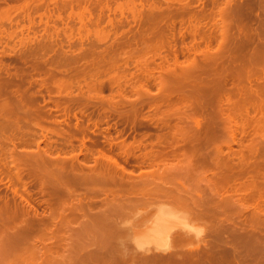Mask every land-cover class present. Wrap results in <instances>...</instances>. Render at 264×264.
<instances>
[{"label": "rangeland", "instance_id": "rangeland-1", "mask_svg": "<svg viewBox=\"0 0 264 264\" xmlns=\"http://www.w3.org/2000/svg\"><path fill=\"white\" fill-rule=\"evenodd\" d=\"M146 1L147 0H0V107L2 106L6 111L3 115V111L0 110V113L2 114V118L0 117V138H4L0 139V142L4 144L1 145L0 143V147L2 146L1 148H3L0 149V156L3 155V158L9 160V155L11 154L16 161L19 158L22 159H20V161L18 160L17 162L21 164H19L20 167L22 166L21 170L24 174V181H30V179L26 177L25 171L29 172L32 170L34 173L37 171V174L49 175V177L54 179V185L56 184L55 186H57L58 184L56 183L57 180H62L63 176H74L78 178H81L82 176V179L90 177L92 175L96 176L100 171H104L99 163L102 160H106V158L107 160H110L109 158H112L111 160L116 159L115 161H118L119 164L123 166V168L125 167L124 169L126 170V172H131L132 174H129V177L131 176L130 180H133L132 182L138 181V179L143 180L148 177V171L156 168L157 166L161 171V169L163 168V164H174L176 162L174 159L168 158L162 163L159 162L156 167L151 168L148 165L149 162L148 160H146L147 158L145 155H147L151 150L164 153L170 152L175 148V146L179 144V142V148L184 147L185 142L182 139L184 138V135H179L178 130L184 132V130L186 131L187 129L189 132L186 131L185 134H187V136L189 137H192L195 133L191 130V128L195 126L196 122L203 126L205 120L208 117V114L212 115V113L218 112L216 111V107L209 109L208 114L205 113L207 112V110L205 111V109L203 112L201 108H199L200 110H198L196 109L198 107H193L194 102H196L194 100L201 95L196 91H198L200 85H203V80L208 82L214 79V77L216 76V72H214L216 71V67L213 66L209 71L210 66L208 70H205L206 68H204L208 64L204 66L202 62L199 64L195 62L197 66L202 64V66L204 67H201L204 68V72H206L207 74H204L202 71L200 72V70L202 69L201 67V69L199 67L193 69V66L195 64L190 65H193L192 70L188 65V63L190 62L189 59L191 58L189 54H192L196 51L192 48L200 47L198 46V44L200 45L201 43L199 38L202 36L199 37V35L202 34H199V29L201 33L203 32V34H205L203 37H209L208 34L211 33L218 37V31L216 30L220 29V25L222 26L226 24L224 28L226 26L228 30L231 28V34L237 35L239 29L241 30L243 28V23L241 22L244 21V17L246 18V20L249 18L243 16V11H241L242 16L240 15L241 17H243V19H240L239 15L237 14V11H239L238 13H240V10L244 9L243 8L237 10V8H241V6H235L239 5L242 0H232L233 2L230 0H216L217 2H221L222 5L220 3L216 4V1L214 0V7H210V5L207 4L209 7H206V9L212 8L211 10L209 9L210 11L207 10L209 12V15L212 14V17H216V15L218 14L222 16H220L221 20L224 21H221L220 25L217 22V25L219 26H217L215 23H212L214 18H212L211 15V18L208 17L207 19L208 14L206 11L205 13L207 15H203L205 14L203 13V9L205 8L204 3L209 2L207 0H201L202 3H195L196 0H193L194 7L189 9V11L191 12H189L190 15H193L194 13L193 11H191L192 9H194L195 11H198L199 9L200 11H196V13L201 14L202 12V15L205 16V19L203 18V16L198 15L200 18L202 17V19H199L200 21H196L195 18L198 20L196 14V16L193 15L195 17L193 19L196 22L193 21L191 23H189L190 21L186 16L185 17L188 22L186 20H183L185 17L181 19V17L178 15V8L181 9V7L177 2L176 6L174 4V7H172L171 10L168 9L167 11L169 13H172L166 19L168 20L167 23L166 21H164L165 19L162 20L164 17L160 20L159 16L162 17L166 12L167 6L165 4H168L169 0ZM174 1L175 0H172L170 2L175 3ZM226 2H228L229 7L227 6L228 4ZM244 3L242 7L244 6ZM202 4H204V8L200 7L202 6ZM256 6L257 4H255L253 7L254 15L251 14L252 17H264V7L260 6V11L258 10V8L260 9V7ZM234 8L236 9L233 12ZM228 9L232 11L230 13H233V16L228 13ZM186 13L188 14V12ZM186 13H184V15ZM225 13H227V15ZM145 14L149 16V18ZM151 14L156 15H152L154 17L153 18L152 16H150ZM184 15L181 16L183 17ZM228 17H232L231 20ZM255 17L252 19L253 21H256L258 19L256 17V20H254ZM151 18L153 19L151 20ZM148 19L151 21H149ZM180 19L183 20V22ZM206 19L208 21H205ZM250 19L251 18H249L248 21ZM190 20L192 21V19ZM227 21H229V23L233 26L230 27V24V26L227 25ZM238 21L240 24L238 23ZM250 21L249 23L253 25V27H251L252 30H256L254 27H257L258 23H254L252 21L254 23L253 24ZM148 22L150 23V25ZM163 22H165V25L163 24ZM200 22L203 24L202 26L200 25L199 29L197 30L195 26L198 27L197 23ZM166 24H168L167 27ZM244 24L248 25V23L246 22ZM237 25H241L242 27L240 28V26L238 27ZM246 25L245 27H247ZM165 27L167 30L165 29ZM192 28L195 31L194 33H196V30L198 32L194 34ZM172 29L174 30V32ZM234 29L238 30L236 31ZM168 30L171 31L168 32ZM204 31L208 34H206ZM113 32L115 33L113 34ZM193 35L195 36L193 37ZM216 36H212L215 37L213 39L211 38L213 41H211L210 38L208 39L210 40V45L207 44V39L205 38V40L202 37V39L205 40H203L204 43H207H202L203 45L201 44V47L204 49L206 45H209L210 47L208 46V48H206L205 50L208 49L209 51L210 49L212 53L211 54L209 51L207 52V55H214L213 52L217 50V44L215 42L220 41V39L219 37L216 38ZM254 44H256V42H254ZM254 44H252V46ZM250 45L251 44H249V48L252 47H250ZM190 46L192 47V52L190 49L187 50V47L190 48ZM255 46L256 45H254V47ZM183 48L191 52L188 54V58H190L187 61L189 62H185V60L187 59V55H182L183 51L182 53H180ZM200 49L199 51L197 50L198 53L200 51L203 52V50ZM205 52L203 53L205 54ZM200 53L198 55H200ZM197 54L195 52V56L193 54L191 56H193L195 59L196 56H198ZM207 55L205 54L206 60L208 59ZM183 56H186V59H184L185 57L183 58ZM202 56L204 57V55ZM231 56H233V54H231ZM198 57L197 61L200 62L201 60L199 61ZM205 57L203 58V60L205 59ZM194 59L192 60L196 61ZM209 62L210 60L208 59L207 63ZM169 63H171L172 65ZM204 63H206V61ZM187 65L188 69L186 67ZM261 67H259V71H257L258 69L256 70V67V72L260 73L262 71ZM252 71L254 70L252 69ZM254 79L251 78V80ZM199 82H201V84ZM254 82H258V80ZM192 84L197 86V90ZM253 87H255V85ZM193 92L194 95L192 94ZM225 92L226 91H224V93L220 92V94L218 93V95L216 94V100H223V98L225 99L230 96L228 90L226 93ZM195 93L197 95H195ZM191 94L193 97L195 96V99H193ZM191 97L192 100L190 99ZM263 97L264 95L262 96V100ZM259 100H261V98H259ZM252 105L253 104L246 105L249 115L245 114L244 112H240V114L238 113L235 117L237 118L236 122L239 120L237 122L239 125L237 123L236 124L239 127H241L242 125H244V127L246 126L245 128L247 130L249 129L248 131L252 130V127L254 125L256 126L257 124H260L257 126H260V129L262 127L261 122L258 123L260 121V119L257 118L259 117V114H257L258 116L255 115L256 113L251 109L253 108L251 107ZM131 109L133 111H135L134 109H136V112L138 113V115L136 114L135 116L136 120H134V125H132L133 122L129 119H124L117 116L118 111L124 113H128L130 111L129 113H132L133 111ZM114 111H117V113ZM187 112H189L190 114L192 112L193 113L190 116V114ZM175 114L176 116H178L176 117ZM254 115L256 116L257 120L254 119ZM214 116L216 117V115ZM252 116L254 120H252ZM217 120H219L218 116ZM184 121L186 124L184 123ZM221 121L220 124H223V120ZM253 121H257V124ZM257 127L255 128L258 130ZM262 129H264V127ZM262 129L260 130V132L262 131L261 133L264 137V131ZM174 130L175 133H172ZM253 130L250 132L254 133L255 135L257 131L254 132L255 130ZM260 134H256L255 136L250 135L252 137H245L243 146L245 145L246 147L249 145L250 147H256V145L260 143L258 145L261 148V145L264 144V139H262V136V138H258V140L261 138L260 140L262 141V144L261 141H258V143H255L256 141L253 142L256 145L251 144L252 140H255L258 136H260ZM222 136L223 135H219L220 138L217 136L216 141L220 143H217V146H220V149H224V151L226 152L225 149L231 143L229 140H227V143L226 139L228 138L223 139ZM174 137L176 138V140ZM196 137L199 136L197 135ZM215 137L212 138V140L215 139ZM174 141H176L177 143H174ZM222 142H225L227 145ZM214 143L215 142H213V145ZM120 144L121 148H123L122 145H124V147L126 148L129 146L130 149H124L122 152V149L119 148ZM221 144L223 145L221 146ZM118 145L119 147H117ZM135 145H139V148L132 151L131 148H133L132 146ZM258 145L256 147L257 149L259 148ZM234 146L238 147L239 145L237 146L236 144ZM240 146L243 147L242 143L240 144ZM239 147L238 149L240 150L241 147ZM245 147L242 149L245 150ZM12 148H15V150H13ZM247 149H249V147H247ZM261 149L260 151L257 150L258 152H256V154H260ZM183 150L184 149L182 148V151ZM263 150L264 148L262 149V151ZM124 151L129 154L124 153ZM221 151L224 152L223 150H220V153H222ZM242 151L240 150V152ZM246 152H248L247 156H249V152L253 153V148L252 151L247 150ZM246 152L243 153L245 154ZM221 155L223 157L225 156V153H222ZM101 157H105V159ZM3 158L1 157L0 159ZM251 158H254L253 155ZM257 158L255 156L252 161L254 162L255 159L257 160ZM6 159H3L2 161ZM72 160H76L75 162L86 166H83L81 169H72L70 166L67 167V163L71 162ZM6 165L9 166V163ZM203 166L204 164H202V166L197 165L196 167L198 168L195 167L196 170L194 169V173L191 172L193 176H189V173H186L188 174V176L185 175L187 177V179L185 180V185H191L194 182L200 181V178L201 181L202 179L203 181L210 180L209 178L211 176L212 169H209L208 166H206L207 168L205 166L203 168ZM5 167L3 165H0V178L3 177L2 175H4L5 173L7 174L8 168ZM166 167H168V165ZM166 167L164 166V169H162V171L167 169ZM205 168L207 171L205 170ZM205 171L206 174L204 173ZM195 172L198 174L200 173L199 177ZM262 172L264 173V171ZM182 173L181 175L185 174ZM194 174L197 175L198 179L194 177L196 176ZM5 175L3 177L2 183V180H0V196H3L2 194H6L5 196L7 197V194L10 196L11 194H13L11 192L13 191L12 189L14 187H12L10 191L11 185L7 186L8 182L6 181H8V179H5ZM185 176H183V179H185ZM188 177L191 179L189 180ZM236 180L234 182V185L238 187V185H241L239 182L242 183L243 180L248 181L249 179L247 180L243 178V180L241 181H239L238 179ZM205 181L203 184H206ZM202 182L197 183H200L199 185L201 186ZM31 184L32 183L29 184L27 190L33 193L34 197L37 198L36 201L38 200V204H42V206L39 205L40 208L35 207L36 209H38L37 212L41 213L43 212L42 210L46 211V206L44 205L42 198L43 196L41 195V197L38 194L36 188H34V186L32 187ZM223 184L226 183L222 182L221 185L223 188L224 186L228 185ZM98 185L99 184L97 182H93V184H91V186L93 187H97ZM15 186L20 193H23L24 189L21 183H16ZM6 187H9V189ZM225 189H227V187H225ZM83 191V189H77V193H82ZM150 202L152 201L143 199L140 200L138 204L129 205L126 203L124 205L128 208L131 207V210H125L123 211V213H120L114 223H118L122 226L123 230L120 225H116V227L121 228L122 234L126 233V235L128 236V232L130 231L129 233L131 236L129 235V237L124 234L122 235L124 237V240H132L135 233L136 240L141 244L140 246L149 248L154 247L158 249L164 248L169 243V236L174 232H186L187 230V233L191 234L190 236H192L193 233L196 236V233L206 231L207 229L209 230V228H211V220H200L196 218L192 219L190 218L191 215H189L190 217H188L189 213L186 214L185 211L183 212L182 208L180 210L179 207H177L176 209H170L169 207H167L168 204L165 201L163 202V200L159 205L164 206L161 208V210L146 209L158 206V204H150ZM263 204L264 203L259 206V210L261 212L259 216L261 215L260 217L262 219H264ZM150 205L153 206L151 207ZM246 205L247 206H239L238 203L239 210H241L243 213H241V211L238 215L235 213L236 216L241 215L240 217H243L245 215L248 217L250 212L253 210V207H250L249 204ZM242 208L247 209L244 210ZM263 225L264 221L262 224L261 220L260 226L264 231V227H262ZM123 226H125V228ZM128 229L129 231H126ZM208 235H206L205 238L203 237L204 242L207 241L209 244H211L213 242L211 241L212 237L210 236V234ZM225 235L226 234H224V237H226ZM125 237L129 239H126ZM194 237H192L194 241V244L192 243V246H195ZM2 239L3 236L0 233V240ZM207 242L205 243L208 244ZM259 245V248L257 249H259L260 251L257 250L256 247H253V250H250L251 252L247 248L251 246L247 245L246 249H243L244 252L245 250L248 251L245 252V255H264V250L262 249L264 247V244ZM244 252L242 253V255H244ZM19 263L20 262H18V264Z\"/></svg>", "mask_w": 264, "mask_h": 264}, {"label": "bare ground", "instance_id": "bare-ground-1", "mask_svg": "<svg viewBox=\"0 0 264 264\" xmlns=\"http://www.w3.org/2000/svg\"><path fill=\"white\" fill-rule=\"evenodd\" d=\"M170 1L172 0H169L168 4L167 3L165 4L167 6L166 12L168 11V9L171 10V8L174 7V4L176 6V4L178 3L182 9V10L179 9L178 8L179 6L177 5L178 7L176 8H178L179 10L178 15L181 17V19H183L186 16L187 19L190 21L189 23H191L193 21L194 22L200 21L199 19H202V17L201 18L199 17L200 15L201 16L207 15L209 13L208 11L212 9V8H209L210 10L206 9V7H209L207 4H209L210 7H214L216 0L215 1L207 0L209 2H205V3L203 2L205 4V8L203 6L204 4L200 6L205 9V10L203 9V13H205L206 11L207 14L206 13L203 14L202 12L200 14V13H196L197 10L196 11L194 9L191 10L195 13L194 14L192 12L193 15L196 16L197 14L198 20L192 14L190 15L191 12L189 11V9L194 7L193 0H175L174 1L175 3H172ZM196 2L200 3L201 0H196L195 3ZM217 3L221 4V2L216 1V4ZM226 3L228 4V2ZM243 3H244V0H242V2L239 3V5H235L237 7L241 6V8H237V10L244 8L243 10H240V13H238L239 11L236 10L237 14L239 15L240 19L241 18L243 19V17H241L243 13V16L251 18L250 19L251 21L249 20L250 22H252L253 21L252 19L255 17V16L252 17V15H254L253 14L254 5L257 4L258 7L260 6L264 7V0H245L244 6L242 7ZM227 6L229 7V4ZM222 8H225V7H222ZM235 9L236 8L233 9V12ZM120 10H121V7H120ZM258 10L261 11V7L260 9L258 8ZM198 11L200 10L198 9ZM241 11L243 12L241 13ZM166 12L165 13L163 12L164 15L162 17L159 16V18L161 20V18L164 17L162 20L165 19L164 21L167 22L168 20L166 19L172 13L167 12L168 13L167 14ZM183 12L184 13L188 12V14L186 13L184 15ZM230 12L232 11L229 10L228 13ZM179 13L184 16L182 17ZM225 14L227 15V13ZM230 14L232 15L233 13H230ZM152 15L155 16L156 14H151L150 16ZM208 15H207V19L208 17H210V15L211 17L213 16L212 14H210L209 16ZM220 16L221 15L218 14L216 15V17L215 16L212 17L214 18L212 23L213 24L215 23L217 25V22H218L220 25L222 21L221 20L222 16L221 17ZM147 17L149 18V16ZM186 17L183 20H186ZM256 17L254 20H256ZM262 17L258 18L256 21H253L254 23L255 22L258 23V26L254 27L256 30H252L251 27H253V25L249 23L248 21L249 18L246 20V18L244 17L243 19L244 21L241 22L243 23V28L241 30L238 28L239 31L237 35L231 34V31H230L231 28L229 30L228 28H226L227 26L224 28L226 24L222 26L217 25L220 27V29H218L219 28L218 27L217 28L218 30H216L218 31L217 33H218V37L220 41H217L215 39L217 41L215 42L217 44V48H216L217 50L216 51H214L215 49L213 50L214 55H211L212 53L210 49L209 51L211 54L207 55L208 54L207 52L209 51L208 49L207 50L205 49L208 48V46L210 45L209 43L210 40L208 39L209 38L213 39L215 37H212V36H216V35L211 33L212 31L209 32L211 34H208L207 32L204 31L206 34L209 35V37L208 36L203 37L205 34H203V32L201 33L199 29L200 25L202 26L203 23L201 22H200L201 24L197 23L198 27L195 26L197 30L199 29L198 30L199 34H202V35H199V37L202 36L204 39L206 38L207 40L206 39L205 40L208 42V43L207 42L204 43L205 40L202 39V37H200L199 40L201 43L200 45L198 44V46L201 47L202 43L203 44L207 43L209 45H206L207 47L205 46L204 49L202 47L200 49V47L197 48L195 46H193L195 48H192L191 47L193 45L192 44L190 48L187 47V50L188 49L191 50L192 48L193 50H196L195 51L196 54L198 53L197 50L199 51V49L203 50V52L206 51L205 54L208 56V59L210 60V62L207 63L208 59L206 60L205 54L202 51H200L202 53L199 52L200 55H198L199 53L197 54L200 57L196 56L195 59L193 56H191L192 54L194 55L195 53L194 51H193L194 53L189 54L192 52V50L190 52L183 48L185 50V53L183 49L181 50L180 53H182L183 51L184 54L182 53V55H185V54L187 55V59H186V56H183V58L185 57L184 59H186L185 62L191 57L190 58L191 60L189 59L191 63L187 61L189 62L188 63L189 66L191 64H195V62L198 64L202 62L204 66L208 64L205 67L202 66V64L198 66L195 64L196 67L195 65L194 66L192 65L193 69H196L197 67L200 68L202 66L206 68L205 70H208L210 66V69H209L210 71L213 66L216 67V71H214L216 72L215 73L216 76L214 77L212 81L206 82L205 80H203L202 86L200 85L201 82H199L200 88H198V91L196 92L200 93L201 95L199 94L200 96H198L196 100L194 98L195 96L194 97L192 96V94L194 95V92L191 94L193 99H195L194 101H196L194 102L193 107L194 106H195L194 108L198 107L196 108L198 110H200L199 108H201L203 112L205 109V111L207 110V112H205L207 114H208L209 109L216 107L217 108L216 111L218 112L216 113L212 111L214 112L212 113V115L214 114L216 115V117L214 115L212 116L208 114V117L205 120V123L203 126H201V124H198V122H196L194 127L192 128L189 127L195 133L193 134L192 132L193 136L195 135L194 138L192 135H191L192 137H189L187 136V134H185L186 131H188L187 129L186 131L184 130V132L181 130H178L179 135H184V138H182L183 141L185 142L184 143L185 146L183 145L184 147L180 146L181 148H179V144H180L179 142V144L175 146V148L172 149L170 152L164 153V152H156V151L151 150L147 155H145L147 158L146 160H148L149 162L148 165L151 168L156 167L159 162L162 163L163 161H166L168 158H172L176 161L174 164H163L162 169H164V166L166 167L168 165V167H166L167 169H165L164 171H162V169L160 171V168L157 166L156 168L148 171L147 178L143 180L138 179V181L132 182L133 180L132 181L130 180L131 176L129 177V174H132L131 172L130 173L126 172V170L124 169L125 167L123 168V166L119 164L118 161H115L116 159L111 160L112 158H109L110 160H107L106 158V160L104 161L102 160L99 163L102 166V169H104V171L103 172L100 171L99 174H97L96 176H93V175L90 177L86 176L87 178H84V179H82V176L81 178L74 177V176L73 177L63 176L62 180L61 179L57 180L56 183L58 184L57 186H55L56 184L54 185V179L49 177V175L37 174V171L34 173L33 170L30 169L32 171H29V172L25 171L26 177L30 179L29 182L32 183L31 186L32 187L34 186V188H36V190L38 191V194L40 196L41 195L43 196L41 197L43 198L44 205L46 206V207L44 206L46 208V209L44 208L46 211L42 210L43 212L40 211L41 213H38L37 212L38 209L36 208L38 207L40 208L42 204L41 205L38 204L37 202L38 200L36 201L37 198L34 197L33 193L27 190V187H29L30 183L26 182V180L25 181L23 180L24 174H23V171L21 170L22 166L20 167L19 166L20 163L17 162L18 160L20 161L21 158L19 159L17 158L18 160L16 161L12 157L11 154L9 155L10 157L9 160L6 158H3V155L0 156V158L2 157L3 159H6L4 160L5 162L9 161L8 162L9 166H8L6 165L8 163H5L4 161H2L3 159H0L1 161L0 163H2L0 165H3L4 167L6 166L5 168H8L7 174L5 173L6 175L5 174L4 175L6 176L5 179L6 180L8 179V181H6L8 182L7 186L11 185V187L9 186L10 191H11V188L14 187L12 189L13 191L11 192L13 193L11 194L12 197L8 194H7L8 198L5 196L6 194H2L3 196H0V233L3 236V239L0 240V264H18V262H20L19 264H264V255L246 256L245 252H248V251L247 250H245V252L243 251V249H246L247 245H250L252 247V249L251 247H247L248 250L250 251V250H253V247H256L257 249L260 246L259 244L261 245L264 244V235H263L264 233H262L264 231L261 229V226H260L261 220L263 224L264 219L260 217L261 215L259 216V214L261 213L259 210L260 209L259 206L262 203H264V173L262 172L264 171L263 169L264 168V150L262 151V149L264 148V144L261 145L262 149L258 145L260 144L258 143V141H261L260 139L263 137L261 133L262 131L260 132V130L264 127L263 126L264 124V97L262 100V96L264 95V71H263V68H264L263 67L264 66L263 65L264 64V17L263 18ZM153 18H151V20ZM189 18L192 19V21ZM193 18H195L196 21ZM203 18L205 19V16H203ZM207 19L205 21H208ZM183 20L181 21L183 22ZM188 20L186 21L188 22ZM245 22L248 23V25L250 24L249 26L251 30L248 25L244 24ZM227 23H228L227 25L230 24L229 21H227ZM163 24L165 25V22H163ZM167 25L168 24H166V27ZM245 25L247 27H245ZM159 26H158V29H159ZM232 26L233 25H231L230 27ZM239 26L240 28L242 27L241 25ZM146 27H149V26H146ZM238 29H234V30L237 31ZM197 30H196V33L198 32ZM169 31L171 30H168V32ZM194 32L195 31L193 29V33ZM229 32L231 35L229 34ZM114 33L115 32H113V34ZM112 36H115V35H112ZM194 36L195 35H193V37ZM218 37L216 36V38ZM201 39L202 41L203 40L204 41L202 42ZM212 39L211 41H213ZM254 42H256V44H254ZM249 44H251L250 47L252 46V44L256 46L254 47L253 45L251 48H249ZM188 54L190 55L189 58H188ZM201 54L204 55L205 57L204 60H203L204 57ZM231 54H233V56H231ZM197 57L199 61L201 60L200 62L197 61ZM192 59L196 61H193ZM205 61L206 63H204ZM188 65L186 66L187 69H188ZM192 66H190L191 69H192ZM258 66L259 67L262 66L261 67L262 73L260 72L261 74L256 72L257 69H258L257 71L260 70ZM204 68H202L200 72L202 71L204 74H207L206 72H204L205 71ZM252 69L254 71H252ZM251 78L253 79L256 78V79L251 80ZM257 80L258 82H254ZM254 85L255 87H253ZM196 87L197 86H195V88ZM227 90L230 93V96H228L229 98L227 97L225 99L223 98V100H216L217 98L215 96H217L218 93L219 94L220 92L224 93V91L227 92ZM195 95L197 94L195 93ZM192 97L190 98L191 100H192ZM259 98H261V100H259ZM250 104H253L251 106L253 108L251 109L253 112L256 113L255 115L259 114L260 118L259 117L257 118L260 119V121L258 123L261 122V125H262L260 129V126L257 127L260 124H257V121H253L257 124L256 126L254 125L253 127L254 128L257 127L258 130L260 129L258 131L256 128L254 129L252 127V130L253 129L255 130V131L253 130L254 132L256 131L258 132V133L256 132L255 135L260 134V133L261 134L260 136L257 135L258 137L256 139L251 138V139H255V140H252L251 142L252 145H256L255 143H258L257 145L261 149L260 154L258 153L256 154V152L260 151L259 148L258 149L256 148L257 145L256 147L255 146L250 147L249 145L246 147L245 145L243 146L244 138L249 137L250 135H254V133L250 132L252 130L248 131L249 129L247 130L245 128L246 126L244 127V125L239 127L238 126L239 124L237 123L239 120L236 122L237 118H235L238 113L240 114V112L241 113L244 112L245 114L249 115L248 108L246 105H250ZM0 110L3 111V115H4V112H6L5 109L1 106ZM134 110L135 111L132 110L133 112L131 111L132 113H129L130 111L128 113L118 111V115L116 114L117 111H114V112H116L115 114L118 117L129 119L130 121L133 122L132 125H134L135 124L134 120H136L135 116L136 114L138 115V113L136 112L137 110L136 109ZM255 115H254V119H256ZM217 116L219 120L220 119L223 120V124H220L221 120L220 121L217 120ZM0 117L2 118V114L0 115ZM254 119L252 116V120ZM262 130L264 131V129ZM172 133H175V130ZM197 135L201 137L200 138L196 137ZM219 135L225 136V137L222 136V138L223 139L228 138L226 139V141L229 140L231 143V144L229 143L230 145L225 149L226 152L224 151V149H220V146L219 147L217 146L218 144H220L216 141L217 136L219 137ZM214 137L215 139H213L214 140L213 141L212 138ZM259 137L261 138L258 140ZM1 138L4 139L3 137ZM262 139H264V137ZM211 141L215 142L216 144L214 143L213 145V142ZM175 142L176 141H174V143ZM240 142L242 143L243 147L240 146L241 144ZM222 143H225V142H222ZM236 144L237 146L239 145L241 147L240 150L241 151L243 150L242 152H240V150L238 149L239 146L238 147L234 146ZM261 144H262V141H261ZM1 145H4V144L1 143ZM222 145L223 144H221V146ZM1 147L0 149H3ZM117 147H119V145ZM122 147L123 148H121V144H120L119 148L122 149V152L124 149L126 150H128V148L130 149L129 146L126 148L124 147V145H122ZM132 147L133 148H131V150L134 151L135 149L139 148V145H135ZM244 147L246 148L245 149L246 151L247 150L252 151V148H253L254 154L249 152V156H247L248 152L242 149ZM247 147H249V149H247ZM182 148L184 149L183 151H182ZM12 149L15 150V148H12ZM220 150L224 151V152L222 151L221 152L225 153V156L222 157L221 155L222 153H220ZM243 152H246V153L244 154ZM124 153H127V152L124 151ZM252 155L254 158L255 156L256 158L259 156L257 160L255 159V161L257 162L252 161L254 159V158L253 159L251 158ZM26 157H23V158H26ZM101 158L105 159V157H101ZM75 161L76 160H72L71 162L67 163L68 164L67 167L70 166L72 169H81L83 166H86V165L79 164L78 162H75ZM83 164H86V163H83ZM202 164H204L205 167L208 166L209 169H212L211 176L209 178L210 180L208 181L204 180L206 184H203L204 181L202 179L203 181L202 182L201 178L199 179L200 181H197L200 183L202 182V185L204 186L202 185L200 186L199 185L200 183H197V182H194L191 185L190 184L185 185V180L187 179L185 175L188 176V174L186 173H189V176H193L192 173H194L195 167L197 165L202 166ZM206 171L204 172L205 174H206ZM181 173L182 174L185 173V174L181 175ZM199 174H198V177H199ZM4 175L2 176L4 177ZM183 176H185L184 177L185 179H183ZM3 177H1L2 179L0 178V180H2L1 183L3 182ZM194 177L198 179L197 175ZM243 178L247 180L249 179V180L248 181L245 180L246 181L245 182ZM190 179L191 178H189V180ZM236 179H238L239 181L243 180L242 183L239 182L241 185H238V187L234 185V182ZM93 182H97L99 185L97 187H93L91 186ZM222 182L228 185L224 186L223 188L221 185ZM16 183L22 184L23 189H24L23 193H20L19 190L16 188L15 186ZM226 184H223V185H226ZM9 187H6V188L9 189ZM225 187H227V189H225ZM77 189H83L84 191L82 193H77ZM143 199L152 201L150 202V204H158V206H155V207H152L153 205H150L152 208H146V209L161 210V208L164 206H159V205L161 201L163 200V202L165 201L168 204L167 207H169L170 209H173V208L176 209L177 207H179V210H180L182 208L183 212L185 211L186 214L189 213L188 217H190L189 215H191L190 218L192 219L196 218L200 220L201 219L211 220L212 222L211 228H209V230L207 229L206 231L196 233V236L194 233H193L194 235L192 234V236H190L191 234H188L187 230L186 232L185 231L174 232L173 234L169 236V241H168L169 243L164 248H158V249L154 247L149 248V247L140 246L141 244L139 241L136 240L135 233H134L132 240L130 241L124 240V237L122 235L123 234L126 235V233L122 234V231H121L122 226L120 224L118 223H117L118 225L114 224L115 221L117 220L116 218L118 215H120V213H123V211L131 210L130 209L131 207L128 208L124 206L126 203L129 205L138 204L139 201ZM238 203H239V206L241 205L247 206L246 204H249L250 207H253L252 208L253 210L251 211L249 209L250 207L248 206L249 207L248 209L251 211L250 214L248 212L249 214L248 217L245 215H244L245 217L243 215H242L243 217H240L241 215L236 216V214L238 215L241 211L239 210ZM241 213L243 212L241 211ZM116 225L117 226L120 225L121 228L116 227ZM123 227L125 228V226ZM262 227H264V225ZM126 231H129V229ZM129 232L128 234L130 235ZM208 234H210V236L212 237L211 241L213 242L211 244H209L207 241L205 242H207L208 244L204 242V238ZM224 234H226L225 235L226 237H224ZM129 235L128 236L126 235V236L129 237ZM122 237H123V240H122ZM192 237L195 238L194 239L195 246H192V243L194 244ZM126 239H129V238H126ZM262 249L264 250V247ZM243 252H244V255H242Z\"/></svg>", "mask_w": 264, "mask_h": 264}]
</instances>
